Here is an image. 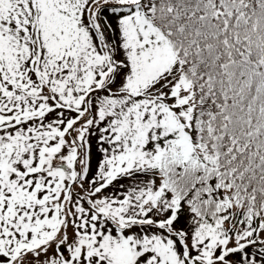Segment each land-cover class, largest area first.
Listing matches in <instances>:
<instances>
[{"label":"snow or ice","instance_id":"6c2138e0","mask_svg":"<svg viewBox=\"0 0 264 264\" xmlns=\"http://www.w3.org/2000/svg\"><path fill=\"white\" fill-rule=\"evenodd\" d=\"M0 264H264V0H0Z\"/></svg>","mask_w":264,"mask_h":264}]
</instances>
